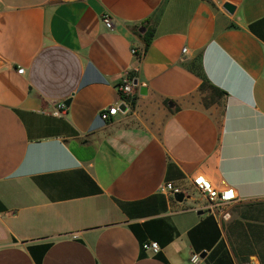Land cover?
Instances as JSON below:
<instances>
[{"label":"crops","instance_id":"obj_1","mask_svg":"<svg viewBox=\"0 0 264 264\" xmlns=\"http://www.w3.org/2000/svg\"><path fill=\"white\" fill-rule=\"evenodd\" d=\"M197 174L264 201V0H0V264H236Z\"/></svg>","mask_w":264,"mask_h":264},{"label":"built area","instance_id":"obj_2","mask_svg":"<svg viewBox=\"0 0 264 264\" xmlns=\"http://www.w3.org/2000/svg\"><path fill=\"white\" fill-rule=\"evenodd\" d=\"M101 21L105 28L111 29L113 27V18L108 13L102 14ZM183 51H185V48H183ZM131 52L135 54L136 50L132 49ZM17 72L22 73L23 69L18 68ZM132 80L133 78L132 76H130L129 72H125L121 78L120 83L117 85V89L121 95L120 103H123L127 107L126 111L132 105V99L138 88V86L132 84ZM118 105L114 104L102 109L99 113L100 119L103 121H107L111 119V117H115L118 113H121ZM66 109L67 106L64 100H61L55 102L52 105L50 113L54 116H63L66 112ZM191 182L195 190L198 191L202 196V203L200 205L201 209L211 212L221 221L228 220L230 214L227 210V207L234 201H236V195L233 187L226 186L217 188L213 186L209 179H207L203 174L195 175L192 178ZM165 188L171 195L179 191L169 182L165 184ZM229 193H231V195H229ZM141 247L142 249L150 250L153 253H158L160 250L158 243L155 241L144 242L142 243ZM199 259V254H193L191 257V261L193 262H197Z\"/></svg>","mask_w":264,"mask_h":264},{"label":"rangeland","instance_id":"obj_3","mask_svg":"<svg viewBox=\"0 0 264 264\" xmlns=\"http://www.w3.org/2000/svg\"><path fill=\"white\" fill-rule=\"evenodd\" d=\"M227 210L230 214L229 219L226 221L230 222L224 227L225 237L229 246L232 248L238 249L241 251L243 247V239L240 236L246 228L248 221L250 223H260L264 224V201L254 202V203H245V204H231L227 207ZM237 212V217L232 218V212ZM254 242V241H253ZM257 244H253V248L256 249ZM231 249V247H230ZM253 249V250H254ZM248 260H241L234 256L236 264H259V260L256 254H247ZM246 256V255H244Z\"/></svg>","mask_w":264,"mask_h":264},{"label":"trees","instance_id":"obj_4","mask_svg":"<svg viewBox=\"0 0 264 264\" xmlns=\"http://www.w3.org/2000/svg\"><path fill=\"white\" fill-rule=\"evenodd\" d=\"M147 36H149V34H147ZM204 88H210L214 93L218 95H224L223 91L210 85L206 81H203V83H201V89L203 90ZM132 102H134V97L132 99ZM240 236L243 239L242 241L243 247L240 248L241 249L240 251L230 246L233 256L241 260L247 261L248 260L247 254L253 253L257 255L259 264H264V224L263 222L250 223L248 221L245 230L243 231L242 235L240 234ZM253 244L255 245L257 244L256 249L253 248ZM214 253L215 251H213V255Z\"/></svg>","mask_w":264,"mask_h":264},{"label":"water","instance_id":"obj_5","mask_svg":"<svg viewBox=\"0 0 264 264\" xmlns=\"http://www.w3.org/2000/svg\"><path fill=\"white\" fill-rule=\"evenodd\" d=\"M223 7H224L225 9H227L228 11H230V12L233 11V9H234V6H233L231 3H228V2H225V3L223 4ZM132 84L135 85V86H138V88H139V94L142 95V94H145V93H146V90H147L146 87L143 86V85H139V84H138V80H137L136 78H134V79L132 80ZM64 102H65L66 106H68L69 103H70V98L65 99ZM118 108H119V110H120L121 112H125L126 109H127V107H126L123 103H120V104L118 105ZM173 198H174L176 201L181 202V201L183 200V198H184V194H183V192H181V191H177V192H175V193L173 194ZM198 213L200 214V213H202V211L199 210ZM205 255H206V251H202V252H200V254H199V256H200L201 258L205 257Z\"/></svg>","mask_w":264,"mask_h":264},{"label":"snow or ice","instance_id":"obj_6","mask_svg":"<svg viewBox=\"0 0 264 264\" xmlns=\"http://www.w3.org/2000/svg\"><path fill=\"white\" fill-rule=\"evenodd\" d=\"M229 195H231V193H229Z\"/></svg>","mask_w":264,"mask_h":264}]
</instances>
